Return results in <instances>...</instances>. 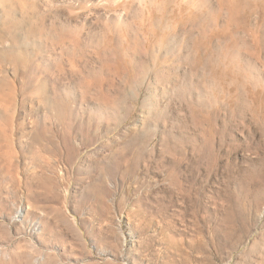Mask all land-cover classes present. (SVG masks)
<instances>
[{"label": "rangeland", "instance_id": "374dc122", "mask_svg": "<svg viewBox=\"0 0 264 264\" xmlns=\"http://www.w3.org/2000/svg\"><path fill=\"white\" fill-rule=\"evenodd\" d=\"M242 2L0 0V264H264Z\"/></svg>", "mask_w": 264, "mask_h": 264}, {"label": "bare ground", "instance_id": "6f19581e", "mask_svg": "<svg viewBox=\"0 0 264 264\" xmlns=\"http://www.w3.org/2000/svg\"><path fill=\"white\" fill-rule=\"evenodd\" d=\"M150 2H151V5L153 4H155L154 2H156V1H158V0H149ZM160 1V0H159ZM164 1V0H163ZM166 2H172L173 3V0H165ZM196 1H198L200 4H202V6H205L206 4H207V2L209 1V0H183V3H190V4H195L196 3ZM242 2V0L241 1H239V0H232V1H230V0H220V4H219V6L220 5H222V7L224 6L225 8H226V10L228 11L229 9H231V10H233V11H238L239 12V9L241 8V5L243 4V2ZM174 4V3H173ZM250 4H252V3H250ZM162 5V4H161ZM208 5V4H207ZM245 5V4H244ZM249 5V4H248ZM253 5V4H252ZM163 6V5H162ZM145 8V7H144ZM214 8V7H213ZM203 9V8H202ZM220 10V9H219ZM143 11H144V9H143ZM142 11V13H144ZM241 12H245L244 10H240ZM217 12V11H216ZM231 12V11H230ZM141 13V14H142ZM126 14V13H125ZM141 14H139V15H141ZM219 14V13H218ZM230 14V13H229ZM144 16V15H143ZM233 16H234V14H233ZM243 16V15H242ZM184 17V16H183ZM208 17V16H207ZM230 17V16H229ZM145 18V17H144ZM243 18V17H242ZM246 18V17H245ZM153 19V18H152ZM210 19V18H209ZM228 19V18H227ZM244 19V18H243ZM149 20V19H148ZM233 20V19H232ZM236 23H238V22H236ZM178 26V25H177ZM264 27V26H263ZM144 29V28H143ZM201 30V29H200ZM241 30V29H240ZM149 33H151V32H149ZM142 38H143V35H142ZM146 38V37H145ZM154 38V37H153ZM149 42V41H148ZM260 42V41H259ZM150 43V42H149ZM156 44V43H155ZM256 49V48H255ZM196 51V50H195ZM226 51V50H225ZM250 61V60H249ZM251 63V62H250ZM238 71V70H237ZM241 73V72H240ZM253 81V80H252ZM255 84V83H254Z\"/></svg>", "mask_w": 264, "mask_h": 264}]
</instances>
